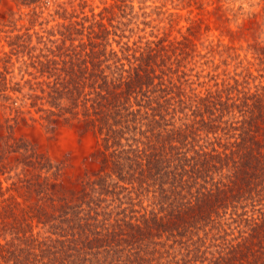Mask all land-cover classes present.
I'll return each instance as SVG.
<instances>
[{"label":"trees","instance_id":"1","mask_svg":"<svg viewBox=\"0 0 264 264\" xmlns=\"http://www.w3.org/2000/svg\"><path fill=\"white\" fill-rule=\"evenodd\" d=\"M90 2L68 0L79 8L69 15L58 2L67 21L41 32H29L32 11L8 37L7 63L26 57L29 78L0 88V264H264L257 13L226 28L249 31L245 47L218 40L201 54L196 24L139 46L129 26L150 23L133 0H100L98 11ZM209 53L218 63L196 59ZM198 63L213 68L193 74ZM28 120L49 135L92 132L97 166L68 184L60 163L14 136Z\"/></svg>","mask_w":264,"mask_h":264},{"label":"rangeland","instance_id":"2","mask_svg":"<svg viewBox=\"0 0 264 264\" xmlns=\"http://www.w3.org/2000/svg\"><path fill=\"white\" fill-rule=\"evenodd\" d=\"M21 1L0 0V72L2 73L0 88H7V83L10 85L11 78L13 82L21 83L24 79L29 78V75L25 73L26 67L23 63L26 57L12 56L10 62L7 63V52L9 51L7 40L8 37L21 34L26 30L25 28L29 26V19L33 17L32 11L38 16L35 25L29 30L30 33L41 32L44 29H56L58 22L67 21L55 13L58 2H65L63 7L66 8L68 15L73 9L76 12L79 11L78 6H70L68 0H40L41 2L38 1L30 5L23 4ZM90 3L95 6V11L102 7L100 0H92ZM133 4L136 11L147 14L144 20L149 21L150 24L148 26H144L142 23L130 25L129 27L133 28L130 44L136 41V45L143 46L147 40H156L166 35L168 38L180 37V33L185 32L187 26L196 24L198 39H195V43L201 54H204L218 40L224 44L245 47L247 41H252L254 38L250 36V32L245 31L244 36L232 37L226 28L236 29L237 25L246 23V17L251 12L257 13L258 22L261 23L260 32L255 39L264 42V0H133ZM140 7L142 9H139ZM84 10L88 12V7ZM62 11L60 9L59 13ZM231 13H235V15H231ZM226 15L231 19L230 21L225 20ZM141 20L143 17H139L138 22ZM40 22L47 23L40 25ZM126 34H129V31ZM35 40L36 37L33 34L32 43H35ZM113 45L116 47L115 43ZM240 52L243 55L245 49ZM212 57L218 63V56L213 53L200 59L196 57V59L199 62H204ZM212 68L211 64L198 63L192 73L195 74L196 71L203 69L202 74H206ZM221 70L222 67L216 72ZM4 77L5 82L2 79ZM200 80L203 78L201 77ZM7 117H9L7 109L3 107V102L0 100V124H5L4 120ZM30 123L29 120L24 123L20 122L13 128L14 136L24 137L35 143L39 152L49 157L52 162L60 163L66 172L68 184L79 181L85 172H90L97 166L93 157L95 137L92 132L75 126L62 125L55 133L49 135L45 134L37 123L33 126ZM0 129L5 133L4 127Z\"/></svg>","mask_w":264,"mask_h":264}]
</instances>
